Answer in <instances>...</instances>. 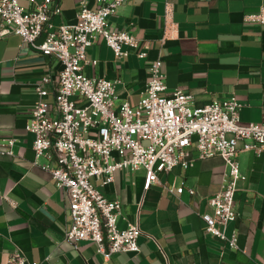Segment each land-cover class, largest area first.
<instances>
[{"label":"crops","instance_id":"1","mask_svg":"<svg viewBox=\"0 0 264 264\" xmlns=\"http://www.w3.org/2000/svg\"><path fill=\"white\" fill-rule=\"evenodd\" d=\"M54 2L62 10L52 18L55 25L74 23L82 2L99 7L97 0ZM20 3L29 7L27 0ZM263 6L264 0H127L110 17L109 28L132 33L149 46L148 56L141 59L137 49L125 47L129 55L117 59L97 37L87 50L85 73L117 82L115 108L124 102L137 105L150 80V64L160 57L167 95L187 92L193 97L191 107L235 97L242 105L243 122H261L264 25L244 18ZM60 70L57 59L25 45L21 36L0 38V137L16 139L14 155L0 156V264H7L18 250L39 264H166L164 254L169 264H264V153L243 150V142L236 154L245 177L237 184L239 217L226 231L228 237L237 235V248L209 233L203 219L214 214L207 199L229 182L230 168L221 156L199 159L195 147L185 155L194 160L191 167L161 173L148 191L143 168L122 170L107 186L92 180L107 199L122 202L120 228L139 218L138 254L116 253L105 260L92 242L81 241L77 248L66 243L72 225L68 200L46 169L56 163L36 157L35 136L25 129L38 101L36 85L47 74L54 80ZM53 85L48 86L51 94ZM180 187L185 188L182 194L168 190Z\"/></svg>","mask_w":264,"mask_h":264},{"label":"built area","instance_id":"2","mask_svg":"<svg viewBox=\"0 0 264 264\" xmlns=\"http://www.w3.org/2000/svg\"><path fill=\"white\" fill-rule=\"evenodd\" d=\"M20 1L0 0V38L17 34L25 45L61 64L54 80L47 74L36 85L38 101L25 129L35 136L36 157L46 156L56 163L46 169L68 200L72 225L65 233V242L75 248L81 241L92 242L105 260L116 253L138 254L142 234L139 218L120 228L122 202L107 199L92 180L100 179L107 186L114 182L116 173L143 168L144 190L148 191L159 182L161 173L177 166L191 167L194 160H187L185 155L188 148L195 147L199 159L221 156L230 168L229 182L207 199L214 214L203 219L209 233L237 248V235L226 234L229 224L239 217L237 184L245 179L236 154L241 142L243 150L264 153V120L243 122L242 105L235 97L191 107V94L175 90L167 95L160 57L150 64V80L140 102H124L115 108L117 82L89 76L85 66L90 63L87 50L97 37L105 40L117 59L129 55L125 47L137 49L141 59L148 56L149 46L132 33L109 28L110 17L127 0H97L96 9L82 2L76 21L61 25L52 22L62 13L54 0H27L28 8ZM244 19L249 24L264 25V6ZM96 63L91 62L93 66ZM52 82L53 94L48 88ZM15 144L13 136L0 137V156H13ZM168 190L182 194L185 188ZM189 193L195 191L189 189ZM164 258L169 264L166 254ZM7 264L39 263L29 261L18 250Z\"/></svg>","mask_w":264,"mask_h":264},{"label":"rangeland","instance_id":"3","mask_svg":"<svg viewBox=\"0 0 264 264\" xmlns=\"http://www.w3.org/2000/svg\"><path fill=\"white\" fill-rule=\"evenodd\" d=\"M21 4V3H20Z\"/></svg>","mask_w":264,"mask_h":264}]
</instances>
